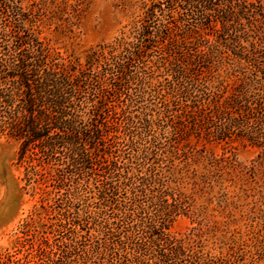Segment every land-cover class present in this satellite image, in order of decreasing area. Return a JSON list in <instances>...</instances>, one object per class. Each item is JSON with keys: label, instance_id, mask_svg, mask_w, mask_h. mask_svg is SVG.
Listing matches in <instances>:
<instances>
[{"label": "rangeland", "instance_id": "rangeland-1", "mask_svg": "<svg viewBox=\"0 0 264 264\" xmlns=\"http://www.w3.org/2000/svg\"><path fill=\"white\" fill-rule=\"evenodd\" d=\"M25 32L101 142L25 186L0 135V264H264V0H0Z\"/></svg>", "mask_w": 264, "mask_h": 264}, {"label": "trees", "instance_id": "trees-1", "mask_svg": "<svg viewBox=\"0 0 264 264\" xmlns=\"http://www.w3.org/2000/svg\"><path fill=\"white\" fill-rule=\"evenodd\" d=\"M12 43L0 59V135L19 144L16 164L25 186L45 184L61 167L78 174V160L92 159L86 142L92 148L101 142L96 112L86 113L87 79L51 59L32 34L14 36Z\"/></svg>", "mask_w": 264, "mask_h": 264}]
</instances>
